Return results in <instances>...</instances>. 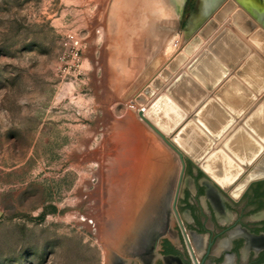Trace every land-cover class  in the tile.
Listing matches in <instances>:
<instances>
[{
  "label": "rangeland",
  "instance_id": "1",
  "mask_svg": "<svg viewBox=\"0 0 264 264\" xmlns=\"http://www.w3.org/2000/svg\"><path fill=\"white\" fill-rule=\"evenodd\" d=\"M144 6L145 0H0V264H145L136 247L143 234L163 225L182 166L132 107H141L135 101L146 84L130 92L151 63L153 56L147 54L153 50L146 45L155 50L159 39L163 59L158 69L174 57L166 70L194 35L187 25L190 14L178 15L174 25L163 29L161 16L148 25ZM70 35L81 42L77 58ZM256 37L245 38L253 49H259ZM241 63L232 77L238 78L246 62ZM250 68V86L243 84L260 98L246 95L244 111H229L234 124L219 125L206 141L210 147L199 143L208 150L200 163L210 157L218 168L224 161L218 169H234V185L249 176L261 156L236 162L223 146L264 96V73L255 64ZM229 80L209 93L203 115L211 119L214 111L226 120L229 109L219 101L230 96L220 91ZM214 99L219 108H205ZM130 199L138 203L136 213L115 231L118 206Z\"/></svg>",
  "mask_w": 264,
  "mask_h": 264
},
{
  "label": "water",
  "instance_id": "2",
  "mask_svg": "<svg viewBox=\"0 0 264 264\" xmlns=\"http://www.w3.org/2000/svg\"><path fill=\"white\" fill-rule=\"evenodd\" d=\"M205 11L206 9L203 11L202 16L206 18V21L191 35V37L193 35L194 36L185 46L183 52H181L170 63L168 68L163 70L136 98L138 105H140L143 109H148L149 112V118H146L143 111L139 112V116L164 140V142H166V144H168L171 149L179 155L180 160L182 161V171L172 205L173 212L175 213L181 226L182 221L177 210V203L188 162L194 165L208 181L219 187L221 190L225 192L227 191L220 186L204 169L203 165L209 166L211 163L210 157L204 162V164H200V159L203 158L208 150L204 151L203 148L199 146V143H201L200 141H205V145L207 143L206 141L209 140V137H207L206 134L203 133L196 124H194L195 121L201 122L205 128H209L212 135L215 134L214 130L219 127V123L222 126L230 127L234 124V118L228 115L229 111L234 113L239 111L238 114L244 111V103L247 96L245 95L246 88L242 83L247 81L250 86L251 82L249 74L252 71L250 68L251 65L255 64V66L259 68L258 72L262 73V76L264 73L262 72L264 69V31L260 29L259 24L255 21L252 14H250L239 4V2L235 0H228V2H226V4H224L213 15L211 12L208 13ZM229 35L233 37L235 46L239 49L238 51L242 53V55L235 57L236 59H231L227 51H225L226 48L224 46L223 39ZM248 35H252L253 37L259 36V39L263 43L258 44L259 49L254 48L258 56L254 55L248 58L250 53L254 50L252 45L246 42L245 38ZM202 38H206V41L203 44L200 42V39ZM195 42H198L201 46L195 47ZM213 54L222 57L225 62L227 61L226 63L228 65L229 72L235 70L237 65L245 60V58L247 59L241 70L236 73L238 78L235 76L230 78L225 87L220 90L221 92H225V94H230V96L224 99V101L223 99L222 101H219L220 104H225V108L229 109L228 111H225L227 121L221 115H216V112L214 111L212 112L210 119L203 115L200 110L203 104L206 103L209 93L213 92L214 89H216V87L221 83L220 82L217 85H214L213 78L210 77L207 67H202L204 71L197 69L201 63L208 64V62L213 60ZM162 59L163 57L161 55L156 62L145 71V73L133 86L130 94H134L136 90L145 84V82L155 72L158 67L157 64L161 62ZM226 71L228 74V70ZM237 80L242 81L239 89L236 85L233 86V84H235L234 82ZM241 87H243L245 91L241 92ZM256 87H258L259 90L261 85ZM249 101L251 100L249 99ZM263 101L264 96H262V98L249 112H246L243 115V118L240 122L236 123V126L225 142L251 116L252 112L255 111ZM219 103L215 99L211 100L207 102L205 108L208 109L209 106L212 108H219ZM170 109L173 116H170V113L168 112ZM190 116H194L192 120L189 119ZM256 127L259 132L264 131V123L259 124ZM176 139L182 141L183 147L178 145ZM188 140H190V143L188 142L190 145L194 143L201 152L198 153L194 150V154L197 156L195 158L185 152V150L188 153L189 149L190 151L193 150L192 148H189L187 143ZM207 144L208 147L212 145L211 141ZM237 159L239 160V158ZM240 159L245 160V163L248 162L244 156ZM223 162L224 161L218 162V168L224 166L225 163L223 164ZM245 163H243L245 167L250 166V162L248 164ZM231 165L236 167L232 164V162ZM259 181L263 180H258L256 182Z\"/></svg>",
  "mask_w": 264,
  "mask_h": 264
},
{
  "label": "flooded vegetation",
  "instance_id": "3",
  "mask_svg": "<svg viewBox=\"0 0 264 264\" xmlns=\"http://www.w3.org/2000/svg\"><path fill=\"white\" fill-rule=\"evenodd\" d=\"M235 1L252 11L257 16L256 20L264 13V0ZM214 2L216 5L211 11L212 15L228 0ZM206 3L207 0L185 2L183 14L184 18L190 14L187 25L193 28L191 35L206 21L202 16L203 11L207 10ZM188 164L190 166L187 165L177 203L182 226L172 209L173 198L167 208L168 215L163 216V225H157L146 235L143 234V241L136 247L135 254L145 264H168L172 256L178 257L181 264H222L230 254L235 256L236 264H264V180L252 181L236 198L231 191L221 190L190 162ZM231 217H235L234 222H230ZM172 219L175 227H172ZM238 226L242 232L233 240L231 251L215 255L218 239ZM163 230L172 231L173 234L163 236ZM243 251H248V255L243 256Z\"/></svg>",
  "mask_w": 264,
  "mask_h": 264
},
{
  "label": "bare ground",
  "instance_id": "4",
  "mask_svg": "<svg viewBox=\"0 0 264 264\" xmlns=\"http://www.w3.org/2000/svg\"><path fill=\"white\" fill-rule=\"evenodd\" d=\"M145 2L147 3V6L149 4V6H144V8H147L146 10H144V13H145V16L148 17L147 19V23L148 25L151 24L153 25L155 20H157L158 17H162L165 21H168L173 23V25L177 22V18H178V10H179V7H180V3H181V0H145ZM244 2V0H243ZM132 4V3H131ZM255 4V3H254ZM134 5V4H133ZM132 5V6H133ZM216 5V3L214 2V0H207V3H206V12H211L213 7ZM258 9V8H257ZM260 11V10H259ZM252 13V12H251ZM132 14V13H131ZM130 14V15H131ZM257 17V16H256ZM133 19V18H132ZM133 21V20H132ZM255 21L259 24V27L261 30H264V13L262 15H260L259 17V20H256ZM135 22V21H134ZM133 22V23H134ZM197 22L200 23V20H197ZM156 26V25H155ZM115 27V26H114ZM176 27V26H175ZM224 46L226 48L225 51H227L229 57L231 59H236L235 57L237 56H240L242 55V53H240V51H238L239 49L235 46L234 42H233V37L231 35L225 37L224 39ZM163 41V40H162ZM254 43L256 46H259L258 44H261L262 41L259 39V36H257L255 39H254ZM245 44V43H244ZM141 45V43H140ZM155 45V49H158L160 44H159V39H157L154 43ZM180 45V44H179ZM162 46V45H161ZM171 47H172V44L170 41H168L165 45V51H166V54L169 56L170 52H171ZM182 48H180V51H181ZM160 50V49H159ZM164 51V50H163ZM182 52V51H181ZM255 54L257 55L256 51H254ZM149 53L148 52V56H149ZM142 56L140 57H145L143 54H141ZM166 55V56H167ZM174 56V55H173ZM214 59L211 60L210 62H208V64L201 63L200 66H198L197 69H200L202 71L203 68L207 67L208 71H209V74H210V77L213 78V82H214V85H217L218 83L222 82L224 79L225 81L226 80H229L230 78H232L234 72L236 70H233V71H230L229 72V69H228V65H227V61L225 62V60L218 56V55H214ZM146 58V57H145ZM171 58V57H170ZM174 58V57H172ZM171 58V59H172ZM167 62L166 60V63L168 64L170 62V60ZM146 60V59H145ZM247 60H245L243 63L241 64H244ZM147 61H144L143 62V65H142V69L144 68V66L146 65ZM165 62V61H164ZM162 62V63H164ZM165 63V64H166ZM167 64L166 65H163L162 67H160L157 72L155 73L154 76L151 77L150 81H146L145 82V86H148L151 81H153L155 79V77H157L160 72H162L164 70L165 67H167ZM203 67V68H202ZM202 68V69H201ZM223 68V69H221ZM145 69V68H144ZM139 70V69H138ZM231 74L229 75V73L227 74V71ZM206 71V69H205ZM137 73V71H136ZM154 74V73H153ZM226 76H228L227 78H225ZM224 81V82H225ZM149 82V83H147ZM224 82L222 85H224ZM235 84H233V86L236 85V87L239 89L240 88V81H235L234 82ZM243 84V83H242ZM221 85V84H220ZM232 86V87H233ZM246 88V87H245ZM127 89V88H126ZM129 89V87H128ZM144 89H141V91L139 92V94L142 93ZM218 90V88H217ZM241 92L245 91L246 90V93L245 95H249V90L246 88L245 90L243 89V87H241ZM215 91V90H214ZM259 91V90H258ZM237 92V91H236ZM212 93V92H211ZM210 93V94H211ZM253 98H255L256 100H258L260 97L259 96H255L254 94L250 93ZM255 96V97H254ZM261 96V95H260ZM248 97V96H247ZM246 97V98H247ZM134 99V98H133ZM248 100V99H246ZM134 101H132L133 103ZM136 102V101H135ZM134 104V103H133ZM135 107H137V112H141L143 111L146 118H149V112H148V109H143L142 107H138L136 104H135ZM168 112L170 113V116H173L171 114V109L168 110ZM143 120V119H142ZM234 120H236L234 118ZM144 121V120H143ZM145 122V121H144ZM146 123V122H145ZM264 123V101L262 102L261 105H259V107L256 108L255 111L252 112L251 116L242 124L241 127H239L234 133L233 135L226 141L223 143V146H224V150L226 151V153L229 155V157H232L234 159V161L238 162L239 160L241 161L240 158H243L244 157H248L249 159H254V158H257V156H260V159L258 161V164L256 166V168L251 171V173L249 174V176L243 180L242 182H240L239 184H235V180H236V176L237 173L235 172L234 169H230L229 171H226V170H220L218 169L217 167H215L214 165V162L211 161V163L209 164V166H206V165H203L204 169L206 170V172L212 177L214 178V180L220 185L222 186L224 189H226L227 191H231V194L238 198L242 195V193L244 192L245 188L247 187L248 184H250L252 181L254 180H263L264 179V131L262 132H259L257 130V125L259 124H262ZM218 124V123H217ZM196 125L198 126V128L206 134L207 137L209 136H212V133L210 132V129L209 128H205L203 126V124H201V122H198L196 123ZM219 125H221L219 123ZM151 128V127H150ZM222 133L225 132V131H221ZM224 135V134H223ZM219 137V136H218ZM214 138V137H213ZM215 139V138H214ZM194 140V139H193ZM176 142L178 143L179 146L183 147V143L182 141H180L179 139H176ZM190 143V140L187 141V143ZM216 142V141H215ZM166 143V142H165ZM188 143L189 145V148H192L193 150L190 151V149L188 150L189 153L185 150L186 154H189L191 156H193L194 158L197 157L195 154H194V150H196L198 153H201L200 150H198L197 146L192 143L191 145ZM204 143V142H203ZM200 145V144H199ZM128 148V147H127ZM213 151V150H212ZM192 152V154H191ZM176 153V152H175ZM177 154V153H176ZM178 155V154H177ZM188 156V155H187ZM179 157V155H178ZM204 157V156H203ZM207 157V156H206ZM205 157V158H206ZM204 158V159H205ZM231 158V159H232ZM237 158H239V160H236ZM124 159V158H123ZM180 159V157H179ZM197 159V158H196ZM203 159V160H204ZM181 162V166H182V161L180 160ZM233 163L232 160H230V163ZM201 164V163H200ZM204 164V163H203ZM118 171V170H117ZM181 171H182V167H181ZM137 173V172H136ZM139 173H141L139 171ZM138 174V173H137ZM181 174V173H180ZM139 175V174H138ZM141 176V175H139ZM135 177V176H133ZM137 178V177H136ZM180 178V176H179ZM139 179V178H138ZM137 179V180H138ZM136 180V179H135ZM134 180V181H135ZM137 180L135 181V184H137ZM139 182V181H138ZM178 182H179V179H178ZM178 182H177V186H176V191H177V187H178ZM136 186V185H135ZM137 187V186H136ZM133 188V187H132ZM135 188V187H134ZM133 188V190H134ZM138 189V188H137ZM131 190V191H133ZM136 191V189L134 190V192ZM138 192V190L136 191V193ZM133 194V192L131 193ZM138 194V193H137ZM176 194V192H175ZM135 195V194H134ZM126 197H129L126 196ZM133 198L136 197L132 195ZM131 197V198H132ZM124 199V198H123ZM175 199V197H174ZM136 200V198H135ZM134 201V200H133ZM132 199H130V201H126L125 203H121L120 202V205L118 206V212L120 213V217H118L117 221L118 222H114L113 224V227L112 229H114L115 231L118 230V226L121 222L122 219H132L136 213V210H137V207L136 206V203L133 202ZM138 205V203H137ZM117 206V205H116ZM112 207H114L112 205ZM114 209V208H113ZM114 216V215H113ZM115 217V216H114ZM128 221V220H127ZM126 221V222H127ZM119 223V224H118ZM124 223L123 221L121 222V224ZM130 223V222H129ZM127 223V224H129ZM120 224V228L124 225ZM111 229V228H110ZM120 230V229H119ZM118 230V231H119ZM123 230V229H122ZM113 232V231H112ZM201 249V248H200Z\"/></svg>",
  "mask_w": 264,
  "mask_h": 264
},
{
  "label": "crops",
  "instance_id": "5",
  "mask_svg": "<svg viewBox=\"0 0 264 264\" xmlns=\"http://www.w3.org/2000/svg\"><path fill=\"white\" fill-rule=\"evenodd\" d=\"M184 5H185V1H184ZM184 5H182V10H180L179 11V13H178V15H179V17L181 18V17H183L184 18ZM177 21H178V19H177ZM162 23V25L164 26L163 27V29L164 28H169L170 27V23H167V22H165V21H163V22H161ZM166 24V25H165ZM170 24V25H169ZM147 47H148V49L149 50H153V53L152 52H150L149 53V55H150V57H152L150 60H149V62H151L150 63V65H149V67L153 64V63H155L156 62V60L162 55V51L161 50H158V49H153L154 48V46H153V48L152 49H150V46L149 45H146ZM155 51V52H154ZM132 53V52H131ZM151 53H152V55H151ZM148 67V68H149ZM147 68V69H148ZM134 85V84H133ZM190 184L192 183V181L190 180V182H189ZM204 201V200H203ZM204 205H205V203H204ZM232 219L230 220V222H234V219H235V217H231ZM223 222V221H222ZM221 222V223H222ZM241 227L240 226H238L235 230H233V231H231V232H229L228 233V235H226V236H223V237H221L220 239H218V244H217V246H216V248H215V251H214V254L215 255H217V256H219V255H221L223 252H230L231 251V249H232V247H233V240H235L236 238H237V236L239 235V234H241V232H242V230L240 229ZM244 253H243V256H247L248 255V251H243ZM178 257H174V256H172L171 257V259H170V261H169V263L168 264H181V262H179V260L177 259ZM222 264H236V259H235V256H233V255H227L226 256V258H225V260L222 262Z\"/></svg>",
  "mask_w": 264,
  "mask_h": 264
},
{
  "label": "built area",
  "instance_id": "6",
  "mask_svg": "<svg viewBox=\"0 0 264 264\" xmlns=\"http://www.w3.org/2000/svg\"><path fill=\"white\" fill-rule=\"evenodd\" d=\"M69 42H70L71 46L74 49V58H77L78 55H79L78 51L80 49L81 42H80V40L78 38H76L75 35H70L69 36ZM132 105H133L132 107L135 108V105L134 104H132Z\"/></svg>",
  "mask_w": 264,
  "mask_h": 264
}]
</instances>
